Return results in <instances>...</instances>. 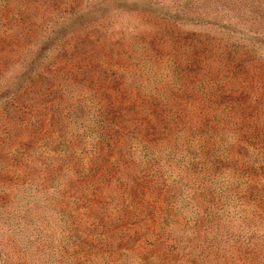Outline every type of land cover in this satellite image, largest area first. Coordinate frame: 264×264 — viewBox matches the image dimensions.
Wrapping results in <instances>:
<instances>
[{
  "label": "rangeland",
  "instance_id": "374dc122",
  "mask_svg": "<svg viewBox=\"0 0 264 264\" xmlns=\"http://www.w3.org/2000/svg\"><path fill=\"white\" fill-rule=\"evenodd\" d=\"M0 264H264V0H0Z\"/></svg>",
  "mask_w": 264,
  "mask_h": 264
},
{
  "label": "trees",
  "instance_id": "16d2710c",
  "mask_svg": "<svg viewBox=\"0 0 264 264\" xmlns=\"http://www.w3.org/2000/svg\"><path fill=\"white\" fill-rule=\"evenodd\" d=\"M42 120V119H41Z\"/></svg>",
  "mask_w": 264,
  "mask_h": 264
}]
</instances>
